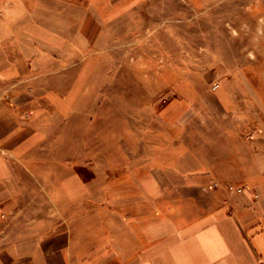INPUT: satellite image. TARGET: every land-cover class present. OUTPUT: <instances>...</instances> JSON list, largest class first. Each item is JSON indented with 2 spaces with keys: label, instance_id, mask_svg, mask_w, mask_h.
I'll list each match as a JSON object with an SVG mask.
<instances>
[{
  "label": "crops",
  "instance_id": "obj_1",
  "mask_svg": "<svg viewBox=\"0 0 264 264\" xmlns=\"http://www.w3.org/2000/svg\"><path fill=\"white\" fill-rule=\"evenodd\" d=\"M71 7L0 0V90H16L0 109V264H264L262 132L227 133L206 163L192 155L190 175L183 150L153 161L150 146L134 145L141 151L123 181L112 175L119 147L72 143L78 97L57 93L48 77L71 68ZM79 131L87 138L86 126ZM216 181L248 188L213 189L198 211L167 205L202 200Z\"/></svg>",
  "mask_w": 264,
  "mask_h": 264
},
{
  "label": "rangeland",
  "instance_id": "obj_2",
  "mask_svg": "<svg viewBox=\"0 0 264 264\" xmlns=\"http://www.w3.org/2000/svg\"><path fill=\"white\" fill-rule=\"evenodd\" d=\"M71 15L73 54L65 57L71 68L48 77L57 93L78 97L73 144L84 138L89 150L119 147L113 176L123 181L129 156L144 145L153 161L159 153L174 160L183 150L190 175L192 155L206 163L227 133L264 135V0H72ZM15 95L0 90V109ZM85 126L87 138L79 131ZM221 188L235 193L248 186L216 181L202 200L167 205L198 211L207 207V193Z\"/></svg>",
  "mask_w": 264,
  "mask_h": 264
},
{
  "label": "built area",
  "instance_id": "obj_3",
  "mask_svg": "<svg viewBox=\"0 0 264 264\" xmlns=\"http://www.w3.org/2000/svg\"><path fill=\"white\" fill-rule=\"evenodd\" d=\"M219 87V85H216L215 88Z\"/></svg>",
  "mask_w": 264,
  "mask_h": 264
}]
</instances>
